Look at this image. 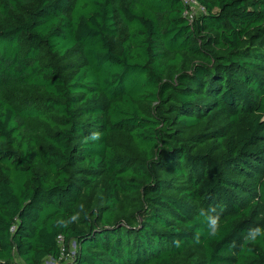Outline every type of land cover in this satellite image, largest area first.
Instances as JSON below:
<instances>
[{
    "label": "trees",
    "instance_id": "16d2710c",
    "mask_svg": "<svg viewBox=\"0 0 264 264\" xmlns=\"http://www.w3.org/2000/svg\"><path fill=\"white\" fill-rule=\"evenodd\" d=\"M196 1L0 0V264H264V0Z\"/></svg>",
    "mask_w": 264,
    "mask_h": 264
},
{
    "label": "clouds",
    "instance_id": "9594fccd",
    "mask_svg": "<svg viewBox=\"0 0 264 264\" xmlns=\"http://www.w3.org/2000/svg\"><path fill=\"white\" fill-rule=\"evenodd\" d=\"M101 138V133L93 132L89 137L85 138V142L97 141ZM218 206L213 205L209 208H200L198 210L199 217H202L207 226V236L210 238H215L218 236L221 230V214L223 209L217 211ZM75 219V217H73ZM200 232L197 231L196 239H199ZM264 238V228L259 226L251 227L247 230L246 234L242 238V241L238 245L236 241H233L231 247L239 248L241 251L251 252L253 249L250 245H255L258 239Z\"/></svg>",
    "mask_w": 264,
    "mask_h": 264
},
{
    "label": "rangeland",
    "instance_id": "374dc122",
    "mask_svg": "<svg viewBox=\"0 0 264 264\" xmlns=\"http://www.w3.org/2000/svg\"><path fill=\"white\" fill-rule=\"evenodd\" d=\"M190 14L193 15L194 17H197L201 14H203L205 12L204 8H202V6L199 4H192L190 5ZM75 252V243L71 244V249H70V254L73 255ZM17 263L18 264H24V262L18 257L16 258ZM72 263V259L70 258V256H65L64 260L62 261H58V260H54L51 258L46 259L45 264H71Z\"/></svg>",
    "mask_w": 264,
    "mask_h": 264
},
{
    "label": "built area",
    "instance_id": "2783aa9c",
    "mask_svg": "<svg viewBox=\"0 0 264 264\" xmlns=\"http://www.w3.org/2000/svg\"><path fill=\"white\" fill-rule=\"evenodd\" d=\"M183 2H184L186 5H188L189 8H190V5H192L193 3L199 5L198 2H197L196 0H183ZM202 8H203V7H202ZM185 14L189 17V19H190L191 21L193 20V18H195L193 15L190 14V10H189V9L186 11ZM60 240L62 241L63 238L60 237ZM66 255H67V256H70V258L72 259V263H71V264H73V257H72L70 254H64V252L62 253V255H61L58 259H54V258H51V259L58 260V261H62V260H64V258H65Z\"/></svg>",
    "mask_w": 264,
    "mask_h": 264
}]
</instances>
